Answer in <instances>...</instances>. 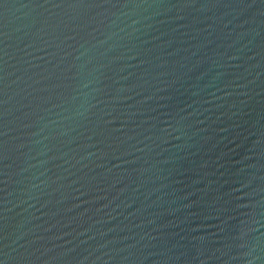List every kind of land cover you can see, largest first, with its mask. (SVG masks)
I'll return each mask as SVG.
<instances>
[{"label":"water","instance_id":"obj_1","mask_svg":"<svg viewBox=\"0 0 264 264\" xmlns=\"http://www.w3.org/2000/svg\"><path fill=\"white\" fill-rule=\"evenodd\" d=\"M0 264H264V0H0Z\"/></svg>","mask_w":264,"mask_h":264}]
</instances>
